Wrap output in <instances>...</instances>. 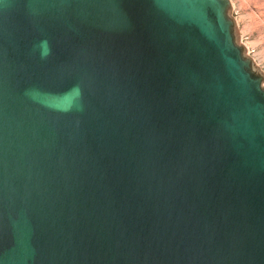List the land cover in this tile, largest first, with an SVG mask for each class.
Instances as JSON below:
<instances>
[{
	"label": "water",
	"instance_id": "95a60500",
	"mask_svg": "<svg viewBox=\"0 0 264 264\" xmlns=\"http://www.w3.org/2000/svg\"><path fill=\"white\" fill-rule=\"evenodd\" d=\"M229 0H0V264H264V75Z\"/></svg>",
	"mask_w": 264,
	"mask_h": 264
},
{
	"label": "rangeland",
	"instance_id": "374dc122",
	"mask_svg": "<svg viewBox=\"0 0 264 264\" xmlns=\"http://www.w3.org/2000/svg\"><path fill=\"white\" fill-rule=\"evenodd\" d=\"M239 41L264 75V0H229ZM264 87V81H263Z\"/></svg>",
	"mask_w": 264,
	"mask_h": 264
}]
</instances>
